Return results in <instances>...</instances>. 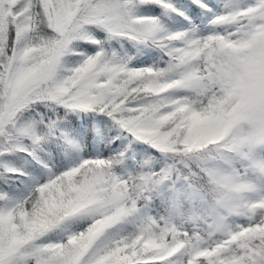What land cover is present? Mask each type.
Segmentation results:
<instances>
[{"label": "snow or ice", "instance_id": "6c2138e0", "mask_svg": "<svg viewBox=\"0 0 264 264\" xmlns=\"http://www.w3.org/2000/svg\"><path fill=\"white\" fill-rule=\"evenodd\" d=\"M0 264H264V0H0Z\"/></svg>", "mask_w": 264, "mask_h": 264}]
</instances>
